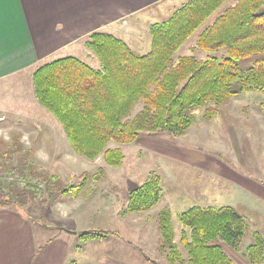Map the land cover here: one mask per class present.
<instances>
[{"label": "trees", "instance_id": "16d2710c", "mask_svg": "<svg viewBox=\"0 0 264 264\" xmlns=\"http://www.w3.org/2000/svg\"><path fill=\"white\" fill-rule=\"evenodd\" d=\"M225 1L189 0L169 18L153 23L147 53H138L121 37L99 30L90 34L86 46L99 59L100 68L76 56L41 64L33 74L35 95L61 123L72 150L90 160L102 156L108 165L121 166L125 153L120 146H109L111 141L133 143L143 134L182 136L196 122L197 109L209 121L233 96L250 90L262 93L264 117V0H236L197 33L192 50L206 51L204 57L191 52L175 58ZM222 49L226 55H215ZM252 56V64L243 69L240 62ZM236 80L240 87L234 90ZM140 102L142 108L134 112ZM5 156L8 160L0 169L9 173L14 167L17 178L26 183L20 187L0 181V207L38 198V181L45 182L50 201L66 194L77 196L84 186L61 184L57 175L27 163L26 155L16 163L13 151ZM162 196L161 178L152 174L142 184H131L128 211H146ZM178 218L188 261L175 241L171 209L164 207L158 213L160 249L171 264H235L223 243L240 252L250 229L235 207L193 205ZM106 233L84 231L81 236L94 239ZM252 234L253 242L242 254L252 264H260L264 236L257 230Z\"/></svg>", "mask_w": 264, "mask_h": 264}, {"label": "rangeland", "instance_id": "374dc122", "mask_svg": "<svg viewBox=\"0 0 264 264\" xmlns=\"http://www.w3.org/2000/svg\"><path fill=\"white\" fill-rule=\"evenodd\" d=\"M235 1H225L177 50L175 58L191 52L204 57L206 51L192 50L197 33ZM186 2L188 0H173L165 4V9L158 8L157 13L154 10L153 13L149 12V16L167 19L170 17V13L167 12L173 5L179 7ZM140 26L145 32L146 25L143 23ZM146 34L148 40L145 39V45L140 49L131 46L133 50L142 54L150 51L152 44L150 30ZM226 54L225 49L215 53L220 57ZM254 59V56L245 58L240 62V66L246 69ZM98 63L100 68V61ZM29 86L30 79L27 76L19 86L13 87L15 91L11 88V91L0 92V100L6 99L9 110L18 111L20 109L19 107L16 109V106L20 105L19 100L24 101L23 96L28 94ZM232 87L234 90L239 89V81H234ZM262 100L263 95L260 91H245L222 105L218 114L209 121L203 117L202 109H197L196 122L182 136L176 137L169 133L143 134L133 143L111 141L109 146H120L125 153V160L121 166L108 165L102 156L90 160L76 154L66 145L68 138L61 123L45 109L44 115L47 117H39L37 129L45 127L46 131L59 133L60 137L64 138L42 141L28 139L22 142L18 139L4 138L0 141L3 144H0L9 147L4 150L0 148V160H4L3 163L8 160L5 155L3 156L4 151L16 153L14 155L16 160L26 155L27 163H36L48 171L49 175H57L61 184L84 183V186L77 196L66 194L50 201L48 198L50 192L45 182L38 181L36 182L38 198H28L25 203H16L8 207L19 213L29 214L37 236L41 233L39 238L42 234L51 236L59 231L64 233L62 229L77 231V235L72 236L70 240L71 255L77 264H91V261L99 257L121 259L124 262L126 260L131 264H171L167 259V253L160 249L161 235L157 219L158 213L164 207H169L172 211L175 241L187 261L188 251L181 242L183 225L178 214L193 205L235 207L250 227L241 242L245 250L253 242V231L264 232ZM0 104L5 102L2 100ZM142 106L143 102L138 103L134 112L140 110ZM22 110L24 112V109ZM34 130L30 128L27 132ZM8 131V128L4 131L6 137ZM35 142H41V145L31 153L28 149ZM100 168H103L102 172ZM85 174L89 178L85 179ZM152 174H158L161 178L163 196L160 202L143 212H129L131 184H142ZM0 181L16 182L20 187L26 183L17 178L14 167L9 173L0 170ZM62 198L64 200H61ZM59 226H62L61 230L60 228L58 230ZM84 231L107 233L93 239L83 238L81 233ZM41 240L39 239V242ZM223 246L233 257L235 264H244L235 258L234 253L242 257L241 252H236L226 243H223ZM260 264H264V260Z\"/></svg>", "mask_w": 264, "mask_h": 264}, {"label": "crops", "instance_id": "0c3cea01", "mask_svg": "<svg viewBox=\"0 0 264 264\" xmlns=\"http://www.w3.org/2000/svg\"><path fill=\"white\" fill-rule=\"evenodd\" d=\"M171 1L173 0H0V92L11 91V88L15 91V85L19 86L27 76L30 79L28 94L16 106L20 110L11 111L9 105H6V99L0 100L5 102L0 104V141L4 138L18 139L21 142L28 139L42 141L61 138L59 133L46 131L45 127L40 130L36 127L39 117L47 116L44 115L46 108L35 95L34 71L45 62L66 56H76L98 68L97 57L86 46L88 37L94 31L111 32L130 46L142 48L145 39L148 40L146 33L151 25L165 20L164 17L149 16V12L153 13L154 10L157 13L158 8L165 9V4ZM177 8L178 6L173 5L167 13L171 16ZM143 23L147 28L145 32L140 26ZM12 84L14 85L10 87ZM6 128L9 129L8 137L4 133ZM30 128L35 130L27 132ZM1 144L2 150L9 147ZM40 145L41 142L32 143L28 151L35 152ZM66 145L71 147L69 140ZM5 153L4 151L3 156ZM3 161L0 160V164ZM60 227L62 226L58 230ZM62 231L64 233L59 231L51 236L42 234L39 238L41 233L37 236L29 214L19 213L8 206L1 207L0 264H69L74 260L70 240L78 232ZM261 233L264 236V232ZM39 239L42 240L39 242ZM242 251L243 248L240 252ZM234 254L242 263L252 264L243 254L242 257ZM231 258L233 259L232 256ZM91 264L131 263L99 257L91 261Z\"/></svg>", "mask_w": 264, "mask_h": 264}, {"label": "water", "instance_id": "95a60500", "mask_svg": "<svg viewBox=\"0 0 264 264\" xmlns=\"http://www.w3.org/2000/svg\"><path fill=\"white\" fill-rule=\"evenodd\" d=\"M75 232V231H74Z\"/></svg>", "mask_w": 264, "mask_h": 264}]
</instances>
